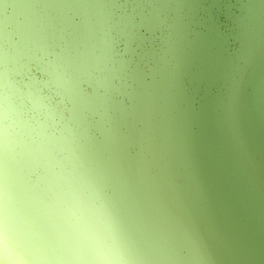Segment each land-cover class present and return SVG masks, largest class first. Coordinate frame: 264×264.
Returning <instances> with one entry per match:
<instances>
[{"label":"water","instance_id":"obj_1","mask_svg":"<svg viewBox=\"0 0 264 264\" xmlns=\"http://www.w3.org/2000/svg\"><path fill=\"white\" fill-rule=\"evenodd\" d=\"M4 88L0 216L44 264L98 259L85 203L116 264H264V0H0Z\"/></svg>","mask_w":264,"mask_h":264},{"label":"clouds","instance_id":"obj_2","mask_svg":"<svg viewBox=\"0 0 264 264\" xmlns=\"http://www.w3.org/2000/svg\"><path fill=\"white\" fill-rule=\"evenodd\" d=\"M7 108V90L0 89V117ZM61 227L77 243L98 255L94 264H116L108 253L111 243L110 225L100 212H93L88 205L80 204L68 208L62 217ZM0 264H44L33 252L27 239V228L10 225L0 216Z\"/></svg>","mask_w":264,"mask_h":264},{"label":"rangeland","instance_id":"obj_3","mask_svg":"<svg viewBox=\"0 0 264 264\" xmlns=\"http://www.w3.org/2000/svg\"><path fill=\"white\" fill-rule=\"evenodd\" d=\"M247 254H249V256H250V253L247 252ZM253 258L255 259V258H257V257H253ZM219 259H220V257H219ZM255 260L257 261L258 259H255ZM257 263H258V261H257ZM258 264H259V263H258Z\"/></svg>","mask_w":264,"mask_h":264}]
</instances>
